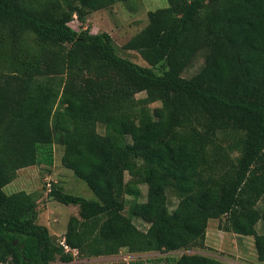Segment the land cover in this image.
<instances>
[{
    "label": "trees",
    "instance_id": "1",
    "mask_svg": "<svg viewBox=\"0 0 264 264\" xmlns=\"http://www.w3.org/2000/svg\"><path fill=\"white\" fill-rule=\"evenodd\" d=\"M122 1L0 0V263L73 258L36 222L31 193L3 190L18 169L51 165L55 142L96 197L49 191L77 206L63 240L78 256L203 247L208 220L224 217L220 229L252 236L264 261V0L148 11L123 47L148 66L121 56L109 33L69 25ZM198 54L202 66L183 76ZM160 264L223 263L193 253Z\"/></svg>",
    "mask_w": 264,
    "mask_h": 264
},
{
    "label": "rangeland",
    "instance_id": "2",
    "mask_svg": "<svg viewBox=\"0 0 264 264\" xmlns=\"http://www.w3.org/2000/svg\"><path fill=\"white\" fill-rule=\"evenodd\" d=\"M168 0H129L127 2H116L113 5L90 12L86 16V21L82 24L74 16L69 25L75 30L81 27L90 29L91 32H107L116 45L117 52L133 62L148 66L140 57L136 50H127L124 44L137 32H139L148 21L147 12L168 6ZM203 64V55L198 54L193 63L183 72V76L190 77ZM145 93L136 94V98L144 97ZM160 105V102L149 104V107ZM98 130L103 132V127L98 125ZM63 148L60 144L53 145V162L51 165L43 163L18 169L14 180L6 184L3 188L6 194L17 191L31 193L37 202L38 224L47 227L50 235L57 241L63 239L67 221L70 215L77 214V206L65 205L57 202L49 196V191L53 186L60 187L63 191L74 195H79L87 199H96L87 184L70 169L65 168L61 163ZM125 179H129L126 175ZM141 200L145 199L146 188L141 186ZM127 204L124 212L130 213L133 196L126 195ZM174 203L171 202L170 209ZM137 227L145 229L147 223L141 218L132 217ZM225 218L209 219L207 222L205 240L203 247L191 249H179L168 252L146 251L130 253L122 249L114 255H102L82 257L78 254L73 255L69 262L55 260L51 264H136L137 262L157 264L166 262L167 259L176 258L182 254H205L213 256L223 264H264L256 256L254 238L252 236H242L220 229ZM258 233L263 232V225L258 221L255 225ZM155 264V263H154Z\"/></svg>",
    "mask_w": 264,
    "mask_h": 264
},
{
    "label": "built area",
    "instance_id": "3",
    "mask_svg": "<svg viewBox=\"0 0 264 264\" xmlns=\"http://www.w3.org/2000/svg\"><path fill=\"white\" fill-rule=\"evenodd\" d=\"M60 244L63 246L66 252L71 251L73 255H76L78 252L76 249H71L68 245L64 243V240H60ZM0 264H8V262L0 263Z\"/></svg>",
    "mask_w": 264,
    "mask_h": 264
},
{
    "label": "water",
    "instance_id": "4",
    "mask_svg": "<svg viewBox=\"0 0 264 264\" xmlns=\"http://www.w3.org/2000/svg\"><path fill=\"white\" fill-rule=\"evenodd\" d=\"M14 244H16V241L14 242Z\"/></svg>",
    "mask_w": 264,
    "mask_h": 264
}]
</instances>
